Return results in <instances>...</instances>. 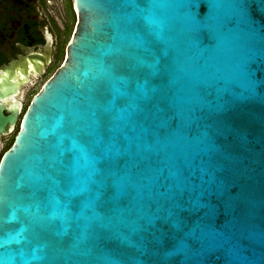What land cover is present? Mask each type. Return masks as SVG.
Instances as JSON below:
<instances>
[{"label":"water","instance_id":"obj_1","mask_svg":"<svg viewBox=\"0 0 264 264\" xmlns=\"http://www.w3.org/2000/svg\"><path fill=\"white\" fill-rule=\"evenodd\" d=\"M71 1L0 159V264H264V0Z\"/></svg>","mask_w":264,"mask_h":264},{"label":"flooded vegetation","instance_id":"obj_2","mask_svg":"<svg viewBox=\"0 0 264 264\" xmlns=\"http://www.w3.org/2000/svg\"><path fill=\"white\" fill-rule=\"evenodd\" d=\"M76 20L71 0H0V114L15 115L0 122V159L32 97L65 62Z\"/></svg>","mask_w":264,"mask_h":264},{"label":"rangeland","instance_id":"obj_3","mask_svg":"<svg viewBox=\"0 0 264 264\" xmlns=\"http://www.w3.org/2000/svg\"><path fill=\"white\" fill-rule=\"evenodd\" d=\"M72 26H73V20L70 22V29L72 28ZM68 36H69V34L66 36V40H67ZM28 99H29V96L26 98V101H28Z\"/></svg>","mask_w":264,"mask_h":264}]
</instances>
